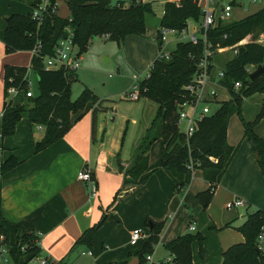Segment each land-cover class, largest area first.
Listing matches in <instances>:
<instances>
[{
    "label": "trees",
    "instance_id": "16d2710c",
    "mask_svg": "<svg viewBox=\"0 0 264 264\" xmlns=\"http://www.w3.org/2000/svg\"><path fill=\"white\" fill-rule=\"evenodd\" d=\"M28 5L37 6L42 0H25ZM56 0H48L49 6L42 15L41 22H37L31 14L12 13L6 18L3 43L7 53L15 51H32L38 42L41 47L37 54L32 53L30 64L24 66H4L3 73V115L0 118L1 139L12 135L20 118L25 115L30 126L43 127V136L34 143L35 151H41L50 146L70 130L72 122L70 115L84 110L91 102L93 122L95 113L105 111L98 98L85 89L75 100L69 99V85L74 79L71 70L45 69L43 56L51 55L56 41L65 36L64 28L73 29V40L78 46V52L86 49L87 43L102 36L121 44L129 34L142 35L145 31V15L151 12L148 2L142 0H64L69 10V17L62 18L51 7ZM202 10L198 0H180L178 4L165 0L164 13L160 26L182 29L189 20L200 22ZM264 17V7L248 14L240 20L224 23L218 21L206 31V39L212 47L231 46L239 42L246 34L252 32ZM264 24V22H263ZM158 49L160 40L157 34ZM204 42H177L170 52L169 59L158 56L150 65L148 76L138 81L140 97H144L156 104L155 116L140 139L131 163L123 168V184L133 185L144 180L140 176L147 168L148 151L150 145L158 138L162 140L161 167L170 176L176 194H179L190 184L192 174L186 168L189 157L199 162L198 169L202 171L208 187L196 194L202 208H206L213 197L216 184L219 182L233 153L234 148L227 143V125L229 117L240 114V104L243 97L259 92L263 95L262 109L252 122L244 123V137H247L254 152L256 161L264 175V138L254 130L264 116V73L255 81L250 80L247 66L264 65V44L248 41L237 46L236 52L221 64L220 56L212 57L214 63L212 71L217 68L223 71L219 83L227 88L230 99L220 102L218 108L198 123V129L186 139L176 127L177 104L182 97L183 87L188 84L196 71L197 64L203 56ZM35 73L38 83V93L27 99V105L12 106L8 100V88L17 86L27 90V71ZM240 82L237 91H233V83ZM159 119V132L152 131L154 122ZM216 161H212L210 158ZM19 164V160L10 155L0 162V176ZM172 204L171 210L175 208ZM150 234L145 245L138 253L139 263L145 262V256L152 253L153 246L159 242V233L164 222H150ZM98 224L86 229L75 241L91 247L92 238ZM264 226V210L257 209L246 214V219L238 230L244 236V241L235 243L221 253V264H264V253L256 247V237ZM0 235L4 237V244L8 247L11 262L9 264H29L33 256L40 254V248L35 244L38 239L34 234L17 236V226L2 215L1 182H0ZM197 241L200 245V256L203 258V235L184 233L163 244L170 254L171 261L163 264H192L191 244ZM25 251L21 246H25ZM24 256H27L24 260ZM23 258L20 262L19 259ZM120 264H125L120 263ZM204 264V263H203Z\"/></svg>",
    "mask_w": 264,
    "mask_h": 264
},
{
    "label": "crops",
    "instance_id": "0c3cea01",
    "mask_svg": "<svg viewBox=\"0 0 264 264\" xmlns=\"http://www.w3.org/2000/svg\"><path fill=\"white\" fill-rule=\"evenodd\" d=\"M5 1L11 7V13H5L7 16L12 13L28 14L32 10V6L28 3L29 8L21 12L13 7L15 0ZM6 18L0 25L2 48H4ZM155 38L157 43V28ZM15 52H24L29 56V63L24 65L28 67L32 56L31 51ZM2 65L1 81H3L5 65L22 66L16 63H3L0 60V66ZM29 71L31 70L28 69L27 75ZM215 88L228 92L221 85H216ZM8 100L12 105L10 96ZM3 101L2 88V107ZM149 107L151 108L150 103ZM84 110L71 114L70 130L41 151H35L34 143L40 140L42 135L34 137L31 133H25L19 145H9L0 140V161L10 155H14L19 160L16 167L0 176L2 215L16 224L18 237L34 234L39 240L40 255L51 259L53 264H65L66 259H69V252L76 247H80V250H77V257L91 256L92 264L123 262L140 264L138 253L142 251L149 237L150 222H164L159 233V242L153 246L151 260H147L145 256L143 263L163 264L167 257H170L163 244L184 234L190 224H194L196 230V218L190 211L187 213L186 225L179 231L175 227V220L172 219L182 209L188 210L187 204L189 206L191 203L199 204L196 194L208 187L202 171L194 170L190 184L176 194L172 179L161 167L162 140L158 138L150 145L147 168L139 178L144 181L124 185L119 166L126 168L131 163L134 151L149 127L147 120L142 123L143 127L138 137L131 141L127 149H124L120 138H115L113 135L116 128L113 122L114 117L107 116V109L103 113L100 111L95 113L94 122L92 106L86 105ZM29 127L32 128L30 123ZM39 128L43 132V127L39 126ZM254 130L264 138V117ZM123 138L122 136L121 140ZM227 143L234 148V153L214 188L212 201L205 209L199 204V208L201 207L209 217L217 196L222 197L223 203L235 198L243 199L246 204V200L251 202L254 195L253 192L248 194L246 185L251 184L252 176L257 179L260 177L251 142H248L242 133L233 138L227 131ZM80 170L90 172L92 183L96 187L94 197L90 195L91 185L77 179V173ZM196 172L198 174L195 177ZM197 181L200 184H195ZM253 202L258 204L260 200L256 199ZM172 204H175L173 211ZM171 214L173 215L170 216ZM245 216L246 214L239 216L242 224L246 219ZM95 224L98 226L96 234L93 235L91 247L84 244L74 246L78 237ZM108 225H113L116 229L118 225H121L123 230H120L121 233L114 230L109 236L107 233L102 235L104 233L102 231ZM135 228H141L146 237L132 245L129 243L130 233ZM159 247L162 248L161 258L160 255L155 256V250L159 251ZM204 260H206L205 257ZM207 261V264H221L222 257L212 263L208 259ZM203 262L201 259L196 264Z\"/></svg>",
    "mask_w": 264,
    "mask_h": 264
},
{
    "label": "rangeland",
    "instance_id": "374dc122",
    "mask_svg": "<svg viewBox=\"0 0 264 264\" xmlns=\"http://www.w3.org/2000/svg\"><path fill=\"white\" fill-rule=\"evenodd\" d=\"M15 1L16 3H13V7L15 9L24 12L27 8H29L27 5L28 2L25 0ZM142 1L150 3L151 6V12L145 15L144 33L142 35L129 34L125 36L121 44H117L116 41L102 36H97L96 38L90 40L87 43L86 49L81 53L80 66L74 71V79L69 85V99L71 101L75 100L85 89H88L98 98L101 105L107 106V116L109 117L112 115L114 117L113 122L115 124L114 127L116 128H114L113 135L115 138H120L124 149H127L131 141L138 137L143 127L142 123L147 120V125H150L151 119L156 113V104L144 97H139L138 100H127L125 98V94L132 91L134 85L137 84V81L142 80L146 73L149 72V66L153 63L158 54V45L156 43L155 34L156 28H159L160 21L164 13L165 0ZM169 1L172 2V0ZM212 1L217 3V0ZM239 1L244 4L246 9L243 10L242 7L235 6L232 11L231 19L224 23L240 20L248 14L256 12L261 7L259 4L250 3V0ZM55 2L57 8L56 14L62 18L69 17L70 13L65 1L56 0ZM198 5L202 10L206 6L205 0H198ZM209 8H213V5H209ZM9 12L11 13V7L8 6L7 1L0 0V25L7 16L5 13ZM190 21L191 20H189V22ZM263 22L264 17L257 27L252 32L246 34L240 41H256L264 44ZM197 24L198 22L191 21V28ZM173 38L174 37H169L170 40L166 44V49L168 51L173 50L177 42V39ZM77 49L79 48L77 47ZM5 54L9 55L7 56ZM230 54L231 53H229V51L224 52L220 56L219 63H215L218 65L223 63ZM28 57L29 56L24 52L7 53L5 49L1 47L0 41V60L3 63H16L17 65L24 66L26 63H29ZM1 67H3V65L0 66V70ZM27 76L30 81V85H28L27 90L30 89L33 94H37L38 83L35 73L33 71H29ZM11 87L17 89L16 93L9 94L12 99V106L23 105L26 107L27 99L24 97L25 89H18L17 86ZM2 88L3 81L0 79V111L2 110ZM216 90L218 94V102L209 104L212 112L218 108L221 101H227L230 99V94L225 90L220 88H216ZM149 103L151 108L149 107ZM262 103L263 95L259 92H253L243 97L240 104L241 113L239 115L233 114L229 117L227 125L228 135L233 138L237 137L241 133L244 135V123L252 122L257 117L258 113L262 109ZM86 105H91V102H88ZM79 112L80 111L77 113ZM100 112L103 113L105 111ZM150 115H152L151 119ZM182 128L183 127H181V129ZM151 130L159 132V119L154 122ZM25 133H31L34 137L43 136V132L39 126L33 125L32 128H30L28 118L23 115L18 122L15 132L12 135L4 136L2 141L3 143H8L9 145H19ZM122 136L124 137L123 140H121ZM245 138L248 142H250L247 137ZM258 172L260 176L259 179L252 176L251 184H249V186L246 185L248 194L253 192L254 197L260 200L258 204L253 202L256 201V199L252 196V204L246 200L247 204L243 209L234 207L227 209L225 207L226 202L223 203L222 197L217 196L215 198V203L212 204L211 211L209 212L211 218L201 207L199 208L198 203V205H193L191 203V206L187 204L188 210L184 208L175 214L172 220H175V227L178 231L186 225V219L188 217L187 213L190 211V213L192 212L196 218V230L189 231L186 229L185 233L196 234L199 232L203 235V258L200 256L199 243L197 241H193L191 244L192 264H194V262L195 264L199 263L201 259L204 261V264H207V259L212 263L214 260L216 261L219 259L221 257V252L229 248L231 245L244 241L243 234L240 230H238V227L242 225V219H240L239 216L250 213L254 209L264 210V175L262 174L259 166ZM196 174L198 173H195V177ZM195 184L198 185L200 182L197 181ZM172 215L173 214L170 216ZM144 227H147V225H144ZM114 230H118V232L121 233L123 229L121 225H118L117 229L113 225H108L105 230L102 231L104 232L102 235L107 233L109 236V234H111ZM94 234H96V231ZM79 248L80 247H76L69 252V259H66V262H64L65 264H92L93 257L91 256L80 255L77 257V250H80ZM83 248L85 249L86 247ZM86 250L88 249L86 248ZM161 252L162 248L159 247V251L155 250V256L158 257L160 255L161 258ZM35 256H33V258ZM26 257L27 256H24V260ZM204 257L206 260H204ZM22 260L23 258L19 259L20 262Z\"/></svg>",
    "mask_w": 264,
    "mask_h": 264
},
{
    "label": "built area",
    "instance_id": "2783aa9c",
    "mask_svg": "<svg viewBox=\"0 0 264 264\" xmlns=\"http://www.w3.org/2000/svg\"><path fill=\"white\" fill-rule=\"evenodd\" d=\"M180 0H172V2L178 4ZM252 4H259L264 7V0H250ZM209 5H213V8H209ZM49 6L48 0H42L37 6H34L30 12L31 17L37 22H41L43 13L47 10ZM242 7L243 10L246 8L244 4L239 0H217L215 3L212 0H206V6L202 10V17L200 22L191 28V21L187 23L186 27L182 29H175L166 26H159L157 29V34L160 40V46L158 49L157 56L160 59H169L170 52L166 49V44L170 40L169 37H174L177 42H192L197 43L199 39L204 42L203 56L197 64L196 71L192 75V78L188 84L183 87V94L177 104V118L176 127L179 132L184 134L186 139L190 138L193 133L198 129V123L205 116L213 113L211 111L210 105L213 102H218L217 91L215 86L221 85L219 79L223 76V71L221 69L215 68L213 71L211 69L212 57L215 54L224 53L228 51L236 52V48L248 41H240L231 46H216L212 47L211 43L206 39V31L213 27L219 20L228 21L232 17L233 8ZM260 7V8H261ZM52 12L57 10L56 2L51 7ZM66 35L59 38L54 47L53 53L51 55L43 56V65L45 69H67L75 71L80 66L81 55L78 52L77 45L74 43L73 29L69 26L64 28ZM176 42V43H177ZM41 47V43L38 42L36 46L32 49L31 53L37 54ZM256 66H247L246 70L248 73L252 72ZM150 68V66H149ZM148 76L146 73L145 77ZM28 85L30 81L27 78ZM27 85V86H28ZM240 82L235 81L233 83V91H237L240 87ZM222 86V85H221ZM224 87V86H222ZM225 88V87H224ZM227 90V88H225ZM228 91V90H227ZM8 94H13L17 92L14 87H9L7 90ZM33 92L29 89L24 93L25 97L33 96ZM140 97L138 82L134 85L133 90L125 94V98L129 100H138ZM3 109L0 111V118L3 115ZM41 127V126H40ZM181 127H183L181 129ZM1 140V135H0ZM212 161H216L214 158H210ZM1 162V161H0ZM199 162L193 160L191 157L188 158L186 162V168L190 170L191 174L194 170L198 169ZM77 179L84 181L91 185L90 195H96V187L92 183V178L90 172L86 170H80L77 173ZM226 208H238L243 209L246 207V203L241 198H235L226 203ZM189 231H194V224L188 226ZM146 237V234L141 228H135L130 233V244H135L139 239ZM39 240H35V244L39 245ZM4 237L0 235V264H9L11 262L8 247L3 243ZM256 247L258 250L264 253V226L261 227L260 232L256 237ZM26 245L21 246V250L25 251ZM147 260H151V253L146 255ZM31 261V262H30ZM29 264H53L51 259L38 254L34 258H31ZM171 261L170 257H167L166 262Z\"/></svg>",
    "mask_w": 264,
    "mask_h": 264
},
{
    "label": "water",
    "instance_id": "95a60500",
    "mask_svg": "<svg viewBox=\"0 0 264 264\" xmlns=\"http://www.w3.org/2000/svg\"><path fill=\"white\" fill-rule=\"evenodd\" d=\"M264 73V65H257L255 69L249 73V78L252 81L257 80ZM257 156V152H255V157Z\"/></svg>",
    "mask_w": 264,
    "mask_h": 264
}]
</instances>
